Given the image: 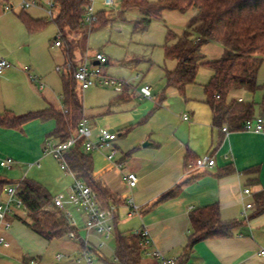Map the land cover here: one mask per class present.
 <instances>
[{
	"label": "crops",
	"instance_id": "crops-1",
	"mask_svg": "<svg viewBox=\"0 0 264 264\" xmlns=\"http://www.w3.org/2000/svg\"><path fill=\"white\" fill-rule=\"evenodd\" d=\"M41 3L44 2L41 1L40 6ZM57 48H63V44ZM88 57L89 66L98 65L94 58ZM1 59L9 61L8 56ZM91 59H94L92 65ZM84 62L81 60L76 65ZM67 63L69 61L64 56L63 65L57 67L64 68ZM172 63L174 70L176 63ZM32 77L27 68H17L11 64L0 75V117L7 112L23 116L51 107L63 110V100L59 104L52 97L41 94L46 85L40 90ZM206 85H200L197 78V83L188 87L186 98L173 88L167 89L170 90L169 95H161L154 108L148 104L143 108L137 107L135 99L141 100V97L132 87H127L124 93L114 97L106 108V114H113V131L104 129L118 136L114 143L118 155L113 163H109L100 153L106 163L101 165L94 160L95 176L101 178L107 188L125 202L118 209L119 218L120 211H125L127 217L124 222L127 232L124 233L144 229L149 232L153 243L147 253L158 250L167 258L177 259L179 264H264V211H260L264 208V133L229 131L226 134L216 127L214 113L206 102ZM131 90L135 92L131 93ZM245 95L241 93L233 97L245 100ZM87 115L85 108L84 116L88 120ZM186 115L188 120H185ZM88 122L96 139L101 129L93 126L91 120ZM55 128L53 120L32 121L24 126L22 132L0 126V163L5 159L14 161L11 169L0 166V177L17 167L23 169V163L14 160H23V156L33 160L28 165V172L34 168L40 169L42 162L50 156L44 154V148L48 140L55 141L48 139ZM223 129L228 127L224 126ZM134 135L137 137V141L134 140L137 148L134 151L122 150L120 142ZM189 154L193 159L212 154L216 166L205 171H187L186 158ZM226 170L231 172L221 176ZM129 173L138 177V185L134 189H130L125 180V175ZM70 177L74 181V177ZM178 186H181V192L176 198L157 203L164 194ZM248 188L251 193L247 195L244 191ZM4 199L2 192L0 202ZM130 201L132 204H129ZM248 204L252 208L246 210L245 216ZM214 205L219 207L223 223L237 222L239 226L229 238L199 242L188 259H182L192 232L190 214ZM134 207L138 212L129 218ZM23 216L24 213H19L9 218L12 227L4 235L10 247L0 245V264H30L32 260L39 264H56L55 257L64 255L59 253V248L68 255H64L67 259L64 264H75L85 242L98 251L99 237L87 233L84 217L77 211L73 212L76 223L73 228L79 239L76 241L64 238L49 242L19 221L20 218L25 220ZM118 228L120 231V223ZM84 234L86 238H83ZM64 241L72 242V248ZM57 243H60L58 249ZM106 248L98 251L104 258ZM146 254L147 262L144 263L154 264Z\"/></svg>",
	"mask_w": 264,
	"mask_h": 264
},
{
	"label": "trees",
	"instance_id": "trees-1",
	"mask_svg": "<svg viewBox=\"0 0 264 264\" xmlns=\"http://www.w3.org/2000/svg\"><path fill=\"white\" fill-rule=\"evenodd\" d=\"M53 2L54 9L58 11L54 23L58 27L62 44L63 41L66 42L65 54L68 61H74V44L67 42L66 32L77 34L87 29L83 20L88 1L53 0ZM0 3L4 5L9 3V0H0ZM166 11L196 12L181 35L171 31L168 33L164 46L165 60L175 62L176 67L174 70H165L167 89L173 88L186 98L188 87L197 83L200 69L208 67L213 71V76L205 87L206 102L214 113L216 127L223 130V127L227 126L228 132H246L244 126L248 121L256 118L264 121V83L259 84V75L264 64V0H122L121 10L117 14L123 20L127 15H137L134 29L138 33H143L154 21L161 20ZM98 17L99 21L93 27L100 23L99 28H102L111 23L106 11L99 12ZM18 18L31 33L41 31L47 25L46 20H35L26 10H23ZM90 30L92 32L95 29L90 27ZM210 42H216L224 48L222 58L215 61L207 60L202 48ZM76 67L62 76V111L51 107L23 116L7 112L0 117V126L22 132L24 126L32 121L53 120L56 128L48 139L59 143L67 142L85 119L84 104L74 78ZM260 91L263 92V97L259 104L246 100L240 102L239 98L233 97L241 93L255 96ZM197 159H193L190 154L187 155V171L194 170L190 166L194 167ZM65 160L74 177L94 191L103 209L116 207L117 210L114 213L115 259L107 260L92 249L98 261L102 264H144L145 238L133 232L119 231L118 209L125 202L115 196L101 178L95 176L93 155L84 152L80 142L65 155ZM230 172L226 170L221 176ZM10 185L15 183L0 177V194ZM180 192L181 186H178L164 194L157 203L176 198ZM20 198L31 222L21 218L19 221L43 239L52 242L64 239L72 232L76 233L69 220L54 208L52 194L40 183L22 180ZM260 211H264V208ZM189 218L192 232L181 257L184 260L188 259L192 249L199 242L229 238L232 231L239 226L237 222L223 223L217 205L193 211ZM84 247L85 243L82 244V248Z\"/></svg>",
	"mask_w": 264,
	"mask_h": 264
},
{
	"label": "rangeland",
	"instance_id": "rangeland-1",
	"mask_svg": "<svg viewBox=\"0 0 264 264\" xmlns=\"http://www.w3.org/2000/svg\"><path fill=\"white\" fill-rule=\"evenodd\" d=\"M52 1L46 0L41 3L43 8L31 7L26 9V12L33 19L46 20L47 22L46 27L36 33L29 32L18 18V15L23 11V0H9V3L4 5L0 3V57L8 56V62L12 66L27 68L33 77H40L43 84L45 83L44 85H46L45 91L41 92V94L52 97L60 104L62 100L61 78L63 74H58L56 67L57 65H63L64 56L67 57L65 54L67 47L64 41L63 48L59 49L55 46V39L61 37L59 36L58 27L54 23L57 11L53 10V19L47 12L50 11L48 2ZM101 3L102 0L97 1L96 11H106L108 13V20L111 22L108 26L99 28V23L96 27H91L95 29L92 32H90V27L77 34L66 32L67 42L74 44L75 50L74 61L71 60L73 61L71 71L74 70L79 61L86 60L87 56L94 58L97 53H101L109 60V65L105 67V72L109 77L125 82L128 87L136 89V93L139 94L141 87L145 85L153 88L151 99H135L137 107L143 108L146 104H148L147 106L152 105L153 108L156 107L157 99L164 93L166 96L170 93V90H167L164 72V68H167V70L173 69V63L166 61L164 54L168 33L171 31L181 35L187 29L196 12L166 11L163 13L162 19L154 21L146 32L138 33L134 29V23L138 19L137 15H127L125 20H123L117 14L121 10L122 1L116 9L104 8ZM11 6L13 9L7 10V7ZM202 53L207 60L215 61L222 58L224 48L216 42H210L203 46ZM93 60L91 59L90 63ZM212 75L213 71L210 68H201L198 74V83L200 85L208 84ZM263 83L264 64L259 75V84L262 85ZM38 90L37 92L40 91ZM130 92L134 93L135 91L131 90ZM78 93L88 111L87 116L90 118L88 120L92 121V125L97 129L108 128L113 131V114H106V108L113 101V98L118 97L120 94H117L111 87H94L86 92L78 90ZM262 97L263 92L260 91L255 96L245 95V100L259 104L262 101ZM256 112L258 113V107H256ZM127 113L126 115H128ZM115 132L118 133V130ZM135 135L120 142L119 146L122 150L134 151L137 148L138 145H134V140L137 141ZM92 155L94 160H98L101 165L106 163V160L99 152H94ZM22 159L14 160L23 163L22 166L24 168L19 169L17 167L16 170L7 171L3 178L18 184L23 180H21L22 177H27L25 179L36 181L47 188L53 198L59 194H67L72 188L74 184L73 178L66 174L60 162L52 156H48L42 162L40 169L34 168L30 172H28V165L33 162L32 158L23 156ZM26 215L23 216L24 219L31 222ZM120 216V232L124 233L127 232V227L124 225L127 220L125 211H120ZM83 238H86V234L83 235ZM64 243H67L72 248V242L64 241ZM57 244L56 247L58 249L60 243ZM58 251L66 257L68 256L66 253L61 252L63 251L62 248H59ZM115 252L116 241L114 236L104 252L107 260H114ZM65 261L67 259L60 263L56 262V264H64ZM144 262H147L145 255L143 257ZM95 264L101 263L97 261Z\"/></svg>",
	"mask_w": 264,
	"mask_h": 264
},
{
	"label": "built area",
	"instance_id": "built-area-1",
	"mask_svg": "<svg viewBox=\"0 0 264 264\" xmlns=\"http://www.w3.org/2000/svg\"><path fill=\"white\" fill-rule=\"evenodd\" d=\"M46 0H23L22 10H26L31 7H41L40 2ZM88 5L84 16L83 24L87 27H93L99 21L98 13L96 11L98 0H87ZM122 0H102L101 5L104 8H118ZM50 11L48 15L53 19L54 2H48ZM7 10H12V7H7ZM57 11V10H56ZM58 12V11H57ZM57 14V13H56ZM55 46H62V39L58 38L55 42ZM89 57L87 56L84 63L76 67L74 78L78 84V89L85 92L93 87H111L118 94L124 93L128 85L120 80L111 78L105 72V67L109 65V60L101 53H97L94 57L98 65L90 67L88 63ZM10 67V63L4 59L0 60V75ZM73 68L72 62L66 64L63 67H57L56 71L59 74L65 75ZM33 82L39 85L40 90L44 89V84L38 77H32ZM153 94V88L150 86H143L140 89L141 99H151ZM240 102L243 100L240 99ZM185 120H188V116H185ZM244 129L246 132L264 133V121L261 118H256L252 121H248ZM223 132L228 134L227 129H223ZM118 136L111 133L107 129H101L97 138H94L93 132L90 128L87 119H84L80 124L76 133L65 143H59L48 140L45 143L44 154L53 156L60 162L62 169L66 174L74 175L71 173L69 166L65 160V155L78 143L82 142V148L86 153L99 152L104 155L109 163H113L116 159L118 152L114 148V143L117 141ZM106 151L108 153H106ZM14 164L13 159H5L1 161L0 166L5 169H11ZM40 167V164H37ZM216 161L212 154H206L197 159L195 166H190L191 169L196 171H205L215 168ZM125 180L130 189H134L138 185V177L134 173L125 175ZM5 199L0 202V245L6 248L10 247V243L7 241L4 232L8 231L12 227V222L9 220L11 216L19 213L24 215L29 214L23 201L20 198V183L7 186L4 191ZM245 194H250L251 190L248 188L244 191ZM129 204H132L130 201ZM54 208L61 212L70 222L72 227L76 225L73 220V212L77 211L84 217L85 230L90 235H96L99 237V243L97 245L98 251L105 249L111 239L115 235L114 227V213L117 211L116 207L111 209H103L98 201V198L94 191L83 181L77 180L74 177V184L67 194H59L53 198ZM135 208V207H134ZM252 205L246 206L244 215L246 216V210L251 209ZM138 209L131 210L129 218L137 214ZM29 217V215H26ZM73 220V222H72ZM140 234L145 238L144 251L147 253L149 247L152 245V239L149 232L144 229L134 232ZM68 238L76 241L79 240L76 233L72 232L68 235ZM92 246L89 242H85V247L80 250L75 259L77 264H95L98 261L97 256L91 251ZM95 250V249H94ZM97 251V250H96ZM97 251V252H98ZM101 254V253H100ZM147 257H150L154 264H178L177 259L167 258L158 250L147 253ZM264 255V251L262 252ZM57 262H62L65 259L64 255H57L55 257ZM99 262V261H98ZM30 264H39L38 261L32 260Z\"/></svg>",
	"mask_w": 264,
	"mask_h": 264
},
{
	"label": "water",
	"instance_id": "water-1",
	"mask_svg": "<svg viewBox=\"0 0 264 264\" xmlns=\"http://www.w3.org/2000/svg\"><path fill=\"white\" fill-rule=\"evenodd\" d=\"M97 64H98V63H97ZM97 64H96V65H97Z\"/></svg>",
	"mask_w": 264,
	"mask_h": 264
}]
</instances>
